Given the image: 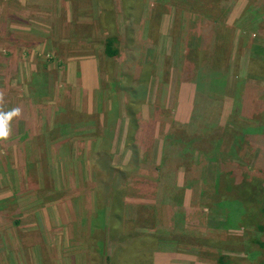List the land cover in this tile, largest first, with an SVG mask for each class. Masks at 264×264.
<instances>
[{
	"label": "rangeland",
	"instance_id": "374dc122",
	"mask_svg": "<svg viewBox=\"0 0 264 264\" xmlns=\"http://www.w3.org/2000/svg\"><path fill=\"white\" fill-rule=\"evenodd\" d=\"M13 108L0 264L264 259V0H0Z\"/></svg>",
	"mask_w": 264,
	"mask_h": 264
},
{
	"label": "trees",
	"instance_id": "16d2710c",
	"mask_svg": "<svg viewBox=\"0 0 264 264\" xmlns=\"http://www.w3.org/2000/svg\"><path fill=\"white\" fill-rule=\"evenodd\" d=\"M210 27V26H209ZM220 34V30H219V28L218 29H212V30H209L208 31V33H206V36H209V37H215V36H218ZM108 41V40H107ZM208 40L206 39V38H204V39H202V43H200L199 45L201 46L200 48L198 47L197 49H198V51H200L201 52V54H202V57H200L199 58V61H198V66H204V64H206V66L209 68H211L212 69V66H210L212 63V61H211V55L212 54H210V52H207V51H205V46L206 45H208ZM106 49H107V51L108 52H110L112 49H110L109 48V44L108 45H106ZM113 51V50H112ZM111 51V52H112ZM137 53H139V52H137ZM189 53L192 55V54H194V53H196L195 52V48H190V51H189ZM132 55V54H131ZM137 57H138V55L136 54L134 57L132 56H128L127 57V60L130 62V63H133L134 65H132L134 68L136 67V64H137V62H138V60H136L137 59ZM127 61V62H128ZM201 64H203V65H201ZM207 67H200V68H198V70L200 69V71H198L199 73H201V70H203L204 69V71H205V73H204V77L205 78H209L210 79V81H209V87L210 86H213L214 87V89L216 88V87H220V85H219V82H222L221 81V79H218V77H221L220 75L218 76V75H216L215 74V72H211L209 69H207ZM203 68V69H202ZM216 68V67H215ZM219 81V82H218ZM194 84H195V86H196V92H197V90H198V88H199V83L198 82H194ZM105 133V131L103 130V134ZM244 135H247L246 133H247V131H244ZM239 138H241V140H244L243 139V137H239ZM108 158H109V156H108V154L106 153V151L103 149V150H100V151H98V152H96L95 154H94V156H93V165L94 166H96L97 168H98V170H100V171H102V172H105V173H107L108 174V177L110 178L111 176H113L114 175V173L116 172V167L115 166H113L112 164H110V162L108 163ZM100 164H105V166L106 167H102ZM117 174H121V173H118L117 172ZM122 175V174H121ZM104 188V187H103ZM103 191H105V189H102ZM102 190H100V191H102ZM215 224H216V226L217 227H220V226H222V225H225L226 224V222H224V223H221V222H218V223H216V222H214ZM215 226V227H216ZM102 242H104L103 240L102 241H100L99 243H97L98 245L99 244H101ZM255 261V262H254ZM252 263H250V264H264V259H261V260H254ZM222 261L220 260V263H221ZM242 264H246V263H242Z\"/></svg>",
	"mask_w": 264,
	"mask_h": 264
},
{
	"label": "clouds",
	"instance_id": "9594fccd",
	"mask_svg": "<svg viewBox=\"0 0 264 264\" xmlns=\"http://www.w3.org/2000/svg\"><path fill=\"white\" fill-rule=\"evenodd\" d=\"M19 115V108H13L7 112H0V139H4L9 135L10 121Z\"/></svg>",
	"mask_w": 264,
	"mask_h": 264
}]
</instances>
